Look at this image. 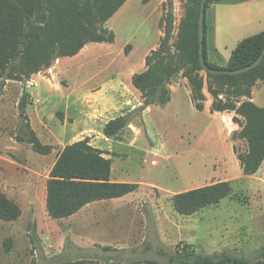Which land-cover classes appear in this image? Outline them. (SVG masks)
Here are the masks:
<instances>
[{
    "label": "rangeland",
    "instance_id": "1",
    "mask_svg": "<svg viewBox=\"0 0 264 264\" xmlns=\"http://www.w3.org/2000/svg\"><path fill=\"white\" fill-rule=\"evenodd\" d=\"M173 1L179 25L186 9L181 0ZM130 6L133 9L126 19L114 16L105 25L116 34L115 43L110 45L121 49L125 56L130 55L125 53L127 46L147 50L159 44L161 38L160 27H155V17L151 16L155 4L134 0ZM42 74L47 75V71ZM203 75L206 78V73ZM17 82L4 77L0 84V132L6 141L11 137L17 141V135L25 140L30 137L27 122L19 117L18 94L23 93V85ZM211 83L206 80L204 88L210 112L194 107L186 94L187 89L191 90L188 80L179 76L171 86L174 96L168 105L151 106L147 124L140 114H134L135 127L128 126L112 140L115 153L109 154L115 178L140 184L129 204L132 207V202H142L147 217L145 229L137 224V230L127 226L120 231L124 234L121 240L128 244L124 249L90 245L79 227L49 217L44 194L62 147L53 146V153L45 156L35 152L27 141L11 144L15 150H9L0 162V187L20 204L23 215L13 223L0 222V264H180L176 258L185 244L203 256L229 253L256 264L264 249V164L254 176L243 173L235 148L246 152L248 142L234 137L241 131L233 121L234 112H211ZM253 100L264 107L263 81L253 89ZM23 101L32 103L31 96L20 97L19 104ZM45 103L31 105L28 111L34 114L39 107L47 108ZM49 108L48 121L60 123L59 113L56 115L53 105ZM238 118L244 124V119ZM44 137L42 143L52 145L53 135ZM6 146L5 141L0 144V148ZM221 181L229 182L233 192L220 204L194 216L174 210L172 198L176 194ZM133 232L137 233L136 244L129 237Z\"/></svg>",
    "mask_w": 264,
    "mask_h": 264
},
{
    "label": "trees",
    "instance_id": "2",
    "mask_svg": "<svg viewBox=\"0 0 264 264\" xmlns=\"http://www.w3.org/2000/svg\"><path fill=\"white\" fill-rule=\"evenodd\" d=\"M128 0H0V84L10 81H29L33 75L53 67L61 58L77 56L88 44L116 41L107 22ZM202 0H181L186 13L177 24L174 1L163 4L160 21L162 36L158 47L146 57L147 69L133 76V85L142 93L143 108L165 107L172 101L171 86L182 76L191 87L194 107L204 112L207 97L205 81L212 80L208 93L212 97L211 112L230 113L234 123L241 127L234 137L248 142V150L235 153L246 176L256 175L264 164V107L253 101V89L264 81V58L255 69L238 74H212L200 63L199 19ZM220 0H210V6ZM204 57L215 70L236 71L253 65L264 52V32L251 36L237 46L228 64L218 66L208 58V27L205 18ZM130 46L125 53L129 55ZM206 73V78L203 75ZM20 111L30 131L25 140L35 152L48 156L54 147L45 145L32 130L25 112ZM134 111L110 121L104 130L108 138H118L133 124ZM241 117L244 124L241 123ZM61 118V117H60ZM106 153L91 144V139L66 146L59 154L47 181L46 208L54 220L68 219L85 206L99 201L123 198L137 192L140 184L119 183L111 180L113 162ZM229 182L221 181L176 194L172 198L174 210L183 216H194L200 211L220 204L232 195ZM23 215L19 203L10 199L0 187V222L13 223ZM10 247V245H8ZM107 249H110L107 247ZM183 254V255H182ZM180 264H251L246 258L229 253L212 256L198 254L192 245L185 244L177 255ZM133 264V263H124ZM256 264H264V249Z\"/></svg>",
    "mask_w": 264,
    "mask_h": 264
},
{
    "label": "crops",
    "instance_id": "3",
    "mask_svg": "<svg viewBox=\"0 0 264 264\" xmlns=\"http://www.w3.org/2000/svg\"><path fill=\"white\" fill-rule=\"evenodd\" d=\"M133 1L128 0L114 16L119 15L126 19L132 12L130 4ZM165 1L149 0V4H155L151 16L153 14L155 17L156 28H159ZM206 20L209 61L225 67L239 43L264 32V0L216 1L208 9ZM161 36L160 31L159 38ZM129 46L130 55L125 56L121 49H114L109 43H91L77 56L57 60V65L47 70V75L42 73L33 75L26 86L25 82H17L23 85V93L18 94L19 101L20 97L26 94L31 96L32 103L26 104L25 112L32 130L38 137L40 135L41 141L46 140L44 135L52 134L56 141L51 139V146L64 149L75 142L90 138L91 144L104 151L106 157L112 160L109 153H115V148L112 144L113 138H108L104 134L106 125L138 110L142 112V121L146 124L150 122L151 107L143 108L144 99L142 93L133 85V76L147 69L146 57L158 47V44L147 50H141L136 45ZM100 52L104 54L100 55ZM122 54L125 57L122 58ZM5 89L8 90L9 86L6 85ZM173 93H177L176 87H173ZM186 94L191 98L190 89H187ZM19 101L17 105L20 110ZM45 101L48 102L45 104L49 105L47 108L39 107L34 114L28 111L29 106L36 103L39 106ZM50 105L56 109V115L59 113L57 116L60 123L48 121ZM209 110L210 105L207 104L204 113L210 112ZM24 116L22 113L19 115L21 119H24ZM131 127H135L134 124ZM145 130L148 131L147 127ZM2 135L3 132H0V144L5 141L7 146L0 148V162L8 155L9 150H15L11 144H20L19 135L16 136L17 141L12 137L6 141ZM111 180L129 183L115 178L114 169ZM133 195L134 193L119 199L91 203L74 216L63 220H68L79 227L83 231L82 236L88 238L90 245L127 248V241L121 240V235L124 234L120 231L127 226L129 229L137 230V224L145 229L147 225L142 202L136 200L132 202V207L129 204L133 200ZM46 196L47 192L44 194L45 204ZM128 235L130 234L126 237ZM129 237L136 244L137 233L133 232Z\"/></svg>",
    "mask_w": 264,
    "mask_h": 264
},
{
    "label": "water",
    "instance_id": "4",
    "mask_svg": "<svg viewBox=\"0 0 264 264\" xmlns=\"http://www.w3.org/2000/svg\"><path fill=\"white\" fill-rule=\"evenodd\" d=\"M210 0H202L201 1V7H200V19H199V46H200V63L203 67V69L206 72L212 73V74H230V75H238L242 74L248 71H251L258 67L263 58H264V52L262 53L261 57L251 66H248L246 68L236 70V71H220L210 68L205 60L204 57V43H205V18H206V5Z\"/></svg>",
    "mask_w": 264,
    "mask_h": 264
}]
</instances>
